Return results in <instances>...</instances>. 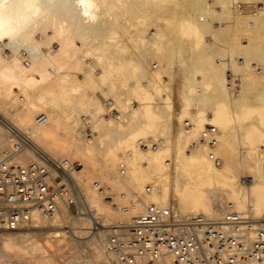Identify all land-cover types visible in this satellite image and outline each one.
<instances>
[{
	"label": "bare ground",
	"instance_id": "bare-ground-1",
	"mask_svg": "<svg viewBox=\"0 0 264 264\" xmlns=\"http://www.w3.org/2000/svg\"><path fill=\"white\" fill-rule=\"evenodd\" d=\"M0 150L60 192L0 264H120L105 235L152 215L257 240L264 0H0Z\"/></svg>",
	"mask_w": 264,
	"mask_h": 264
},
{
	"label": "built area",
	"instance_id": "built-area-1",
	"mask_svg": "<svg viewBox=\"0 0 264 264\" xmlns=\"http://www.w3.org/2000/svg\"><path fill=\"white\" fill-rule=\"evenodd\" d=\"M15 140L17 152L23 142L18 136ZM10 158L0 150V234L28 227L33 211L53 215L60 194L46 181L53 166L49 160L22 168ZM213 225L200 218L174 215L160 221L147 216L130 228L114 227L105 235L104 248L120 264H264V226L258 228L257 240H251L245 232L225 236Z\"/></svg>",
	"mask_w": 264,
	"mask_h": 264
},
{
	"label": "rangeland",
	"instance_id": "rangeland-1",
	"mask_svg": "<svg viewBox=\"0 0 264 264\" xmlns=\"http://www.w3.org/2000/svg\"><path fill=\"white\" fill-rule=\"evenodd\" d=\"M80 167L79 166H77V169H79ZM79 198V200L77 199V201H79L78 203V209H82L83 208V205L81 204L82 202V199H81V195H79L78 196ZM82 211V210H81ZM95 225V224H94ZM95 226H97L98 227V225H95ZM91 228H92V234H94V231H93V222H92V224H91ZM68 229L66 228V230L64 229L63 231L65 232V231H67ZM39 231V230H38ZM69 235V236H68ZM70 235H72L71 237V239H75V236H74V234L72 233V232H68L67 234H66V236H67V238L69 239V237H70ZM82 240V239H81ZM77 241H78V239H75V244L76 245H78V243H77ZM79 242H80V240H79ZM78 249H79V251H81L82 249H84V245H82V246H79L78 247ZM87 259V258H86Z\"/></svg>",
	"mask_w": 264,
	"mask_h": 264
}]
</instances>
